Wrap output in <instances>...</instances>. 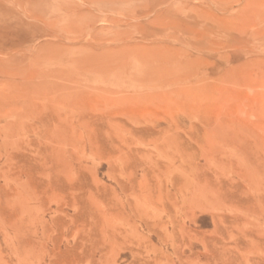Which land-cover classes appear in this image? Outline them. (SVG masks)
<instances>
[{
    "label": "rangeland",
    "instance_id": "374dc122",
    "mask_svg": "<svg viewBox=\"0 0 264 264\" xmlns=\"http://www.w3.org/2000/svg\"><path fill=\"white\" fill-rule=\"evenodd\" d=\"M0 264H264V0H0Z\"/></svg>",
    "mask_w": 264,
    "mask_h": 264
}]
</instances>
